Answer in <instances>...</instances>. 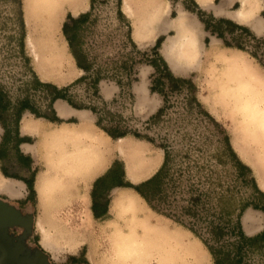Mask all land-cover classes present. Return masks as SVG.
<instances>
[{
  "label": "bare ground",
  "instance_id": "bare-ground-1",
  "mask_svg": "<svg viewBox=\"0 0 264 264\" xmlns=\"http://www.w3.org/2000/svg\"><path fill=\"white\" fill-rule=\"evenodd\" d=\"M195 1L203 7L211 2ZM261 2L240 0V9L232 14L238 21L251 22V29L257 34L264 30V19L255 18ZM84 8L85 0H25L26 44L33 61L45 76L52 77L59 74L62 68L71 67L72 61L61 37V19L65 10L76 16ZM122 9L132 20V36L140 45L153 42L159 33H174L166 37L160 50L172 73L189 70L203 72L202 60L209 56L213 58L212 64L205 69H210V107L233 112L236 125L232 131L233 145L244 157L248 156V148L251 149L253 145L254 157L249 156V161L264 192V77L261 73L247 62L241 50L221 49L216 40H212L205 51L198 22L182 9L178 10L176 18L169 19L170 8L164 0H122ZM68 106L64 101L57 102V109L63 116L73 111ZM71 125L42 131L43 136L38 144L39 148H45L47 171L39 173L35 181L42 211L36 223L42 247L53 253L59 247L53 243L48 227L70 225L73 232L76 230L73 227L75 217L58 215L61 207L68 204L74 184L80 182L84 185L77 203L79 208H85L89 185L109 166V136L94 131L89 112L79 111L78 123ZM21 129L35 136L41 126L37 120L24 119ZM115 143L125 176L134 184L151 176L161 163V154H151L142 142L122 137L116 139ZM49 170L53 173H49ZM0 190L17 197L20 196L22 183L0 175ZM109 213L114 221L109 238L111 264H210L206 250L193 236L158 218L134 190L125 188L117 191L111 199ZM86 219H89V214ZM242 222L246 234L262 228L260 215L251 211L246 212Z\"/></svg>",
  "mask_w": 264,
  "mask_h": 264
},
{
  "label": "rangeland",
  "instance_id": "rangeland-1",
  "mask_svg": "<svg viewBox=\"0 0 264 264\" xmlns=\"http://www.w3.org/2000/svg\"><path fill=\"white\" fill-rule=\"evenodd\" d=\"M164 1L167 2L170 8L168 15L169 19L176 18L178 10L184 9L181 5V2L185 4L186 8L188 9L183 11L188 15H191L192 18L198 22L199 28L203 33L201 36V42L204 45L205 51L209 49L210 42L212 40H216L218 46L221 49L226 48L224 47L222 40L219 41L220 39H218L215 35H212L209 31L204 30V24L200 20V18H202V20L208 21L209 14H212L213 11H216L214 8H222L223 3L221 0H211L209 6L201 8L196 7V5L191 0ZM24 4L25 0H21V4H16L13 2L2 3L0 1V85L4 87L5 91L10 93V97L12 98L17 96V90L19 88L25 87L27 84L31 83L35 76L41 82L51 83L57 87H63L67 84L69 85L84 74V72L81 73V70L77 68L75 60L71 55L69 46L62 33V27L64 23H68L70 25L69 15L71 16V14L69 10H65L61 19L60 32L63 42L65 43L68 56L71 58L72 65L70 68H62L59 74L53 75L52 77H47L44 75L43 70L33 61L26 44L27 32L24 25ZM21 5L22 7L20 8ZM239 9L240 6L233 12L228 13V17H232L231 15L236 13ZM198 10H201L203 13L201 17ZM118 11L119 9L117 0H94L92 8H90V0H85V8L81 10L76 16H72L76 18L80 14L89 13L86 21L82 24V27L78 31L77 38L79 48L84 54L86 62H88L91 66L88 73V79L74 83L69 88L68 94L73 102L78 105L95 108L101 117V124L105 127L118 126L121 129H126L132 133L135 132L139 134L141 136L140 139H135L131 135L125 137V139L146 144L151 154L161 153V150L156 147L159 143H161V141H167L177 145L187 141L200 143L202 141H207L209 142L210 146L216 145L220 138V134L218 133L219 131L212 127L208 119L198 115L193 104H191L190 107V102L188 99L191 92L188 91L186 87L172 91H169V89L166 90L168 105L164 113L158 122H148V118L153 115L163 103V99L158 93H151L149 90L151 78L156 74L154 68L151 66V62L157 61L152 48L154 47L157 39L163 38L164 41L168 35H173L174 33L172 31L159 33L153 42H147L143 45H140L133 39L132 20L123 12L122 0L121 12L126 18L124 16H119ZM258 13L256 19L261 18V15H258ZM213 16L217 19L220 18L215 15ZM238 23H245L251 28V22L249 21ZM263 32L264 31L258 34L255 32L254 33L258 36H263ZM11 35L14 37V39L9 40L7 37ZM130 37L132 40H130ZM239 37V41H250L249 37L245 34H242ZM206 38L207 41L205 42ZM131 41L136 44L135 47H133ZM21 43L23 44V47H20ZM242 54L246 57L247 62L256 68L264 77V69L261 68L255 62V60H253L245 52ZM212 61L213 58L211 56L202 60V65L204 68L203 72H200L199 70H189L178 74L173 73V75L176 77L190 79L195 84L197 88L196 95L198 100L201 102L203 109L207 110L208 113L216 121H218L219 124L222 125L229 135L233 150L237 156L251 169V172L244 173V181H242L243 183L239 182L236 184L235 182H232L234 169L230 167L229 164H227L224 169L225 172L222 170V183L224 185L234 187L232 189V194L234 195V199H236L237 202L248 200L254 201L255 205H257L260 209L254 210L252 207H249L248 211L260 215L262 223L261 229H264V198L255 196L256 185L259 189L260 187L258 185L255 172L252 169L249 161L250 157H254V152L252 150L253 145L251 149L250 147L248 148L249 154L247 157H244L241 153H239L232 142V131L236 127L232 117L233 112L228 110L222 111L219 108L210 107L211 100L209 97L211 96V92L208 88L210 85L208 83L210 74L208 71H210V69H205H207L209 65L212 64ZM156 63H158V61ZM95 76L100 77L98 84L99 93L97 95L93 93L94 88L90 84L92 77ZM33 90L37 92L38 88L31 87L30 92L32 95H34ZM35 99L39 103L41 102V100L38 99V94H35ZM205 100L208 102H205ZM93 118L94 121H96V116L94 114ZM93 118L92 123L94 131L103 134V131L94 124ZM61 126L67 125L62 124L59 127ZM53 128L54 130L57 129L55 127ZM0 133L2 134V131ZM145 137L152 139L154 141V145L145 140ZM36 140H38L39 144L41 138ZM108 140L111 143V150L108 153V159L110 162H116L118 160L122 162L121 157L116 154L115 151L116 139L110 138ZM34 158V167L36 168L38 174L44 172L47 169L45 163L47 158L45 148L38 147V151L35 153ZM121 162H116V167H118L120 170L122 169L123 164V162L122 164ZM217 169L220 170V167ZM14 172L19 176H29V173L21 172L18 169H15ZM48 172L51 174L53 173L50 170ZM252 177L255 179L256 185ZM121 181L125 183L123 178H121ZM139 183H135L134 185ZM74 185L75 186L69 198L68 204L61 207V211H59L58 215L66 218V216L69 214L75 217V226L73 227L76 230L73 232L70 225H64L60 228L53 226L48 227L49 232L52 234V241H54L53 243L59 247V250H57V253L55 252V254L53 252L51 253L49 250H45V252L50 257L52 264H73L74 261H72V258H78L81 257V255H83L82 257L88 261V264H111L112 247L109 241L111 239L109 238L112 235L114 221L112 220L110 213L107 220H95L92 217L89 210L90 199L88 197L90 185L87 190L88 204L85 208H79L77 203L79 200L77 198L82 196L84 185L80 182ZM204 187L206 188L207 185ZM117 191L120 190H115L112 192L111 199L114 197ZM1 196L2 194H0V197ZM1 198H3V196ZM21 201L22 202L19 203L20 205L16 204L19 209H22L23 212L26 213H32L35 216V220L41 218L42 211L39 208L38 198H36V196L34 200L32 199L27 203L26 201L23 202L24 200ZM14 202L17 203V201H13V203ZM142 202L147 206L143 199ZM71 208H74V210ZM69 212L74 213L70 214ZM152 212L158 218L169 222L172 227L176 226L181 228L193 236V238L198 241L206 250L210 264H213V259L210 253L207 251L203 243L190 231L173 223L170 219L159 215L154 211ZM87 214H89V219H86ZM86 221L88 222V225ZM242 227L244 230L243 222ZM38 231L36 228H34L32 236L27 242L29 246L37 247L38 242H41V235H39L40 232L38 233ZM198 231L199 233L207 236V233L204 231L203 227L198 228ZM233 241L234 237L228 235L224 236V238L220 241V243H217V245L222 243L223 245H227L228 249H231L232 247L228 244L233 243ZM212 244L215 245V243ZM259 245L260 244H258L257 247L251 251H246V254L243 258L245 263L264 264V250H261Z\"/></svg>",
  "mask_w": 264,
  "mask_h": 264
},
{
  "label": "trees",
  "instance_id": "trees-1",
  "mask_svg": "<svg viewBox=\"0 0 264 264\" xmlns=\"http://www.w3.org/2000/svg\"><path fill=\"white\" fill-rule=\"evenodd\" d=\"M0 1L2 3L13 2L21 4V0ZM93 1L90 0V8L93 6ZM191 1L198 7L193 0ZM117 3L118 14L122 17L124 15L121 12V0H117ZM183 8L185 10L188 9L184 3ZM198 12H200L201 17L203 13L201 10H198ZM262 14L264 15V12ZM88 16L89 13L80 14L76 18L69 15L70 25L64 23L62 27V33L69 46L71 55L75 60L77 68L84 72L83 75L63 87L41 82L35 76L31 83L17 90V96L14 98L10 97V93L5 91L4 87L0 85V124L5 128V134L0 145L1 160L7 161L13 155L14 147H12V142L15 141L16 126L20 114L28 110L35 117H53L52 104L57 99L66 101L75 109H87L91 111L96 116V126L112 139L128 137L129 135L135 139L141 138L139 134L121 129L118 126H103L101 124V117L95 108L75 104L68 94L69 88L74 83L84 81L89 77L88 73L91 66L86 62L85 56L79 48L77 38L78 31ZM200 20L204 24V30L209 31L212 35L222 40L224 47L245 52L264 69V35L258 36L246 26L238 25L226 18L217 19L212 14H209L208 21H204L202 18ZM242 34L247 35L250 41H239V36ZM7 38L9 40L14 39L12 35ZM130 40H132L131 37ZM162 41L163 38L157 39L152 48L158 63H156L157 61L151 62V66L154 68L156 74L151 78L149 90L151 93H158L162 97L163 103L148 118V122H158L164 113L168 105L166 90L172 91L186 87L191 92L188 99L190 107L193 104L198 115L208 119L212 127L219 131V141L213 146H210L207 141H202L201 143L187 141L180 145L161 141L156 147L163 152L162 162L150 178L138 185H132L129 182L123 183L121 178L123 177L124 169L123 166L121 170L116 167V161L114 162V168L110 169L106 174L108 183L111 186L134 189L152 211L190 231L203 243L210 253L213 264H247L243 261L246 251L255 249L258 244H260V249L264 250V229L254 236H247L241 226V217L249 207H252L254 210L260 208L255 205L254 201L237 202L232 194L234 187L222 183V170L225 172L224 169L229 164L234 169L232 182L238 184L239 182L243 183L244 173L251 172V169L233 150L226 130L207 110L203 109L196 95L197 88L195 84L190 79L174 76L170 71L159 52ZM206 41L207 38L205 39ZM131 42L133 47H135L136 44L133 41ZM20 47H23L22 43ZM99 81L100 77L98 76L92 77L90 81V84L94 88L93 93L96 95L99 93ZM31 87L38 88L37 92L33 90L34 95L30 92ZM35 94H38V99L41 100L40 103L35 99ZM56 121L60 122L58 119ZM144 139L154 145L152 139L146 137ZM218 167H220V170L217 169ZM2 172L5 176L9 177L6 171ZM12 177L26 183L29 191L27 199L32 200L34 198L33 175L30 178H22L17 175ZM253 180L255 182L254 178ZM205 185H207L206 188L204 187ZM255 196L264 198V193L257 185ZM92 211L97 218L98 213L106 212V210L101 208H92ZM200 227L204 228L207 236L199 233L198 228ZM228 235L234 237L233 243L228 244L232 247L231 249H228L227 245H223L222 243L217 245L224 236ZM212 243H215V245ZM82 256L78 258L73 257L72 261L87 264L86 259Z\"/></svg>",
  "mask_w": 264,
  "mask_h": 264
},
{
  "label": "crops",
  "instance_id": "crops-1",
  "mask_svg": "<svg viewBox=\"0 0 264 264\" xmlns=\"http://www.w3.org/2000/svg\"><path fill=\"white\" fill-rule=\"evenodd\" d=\"M221 1L223 3V7L217 9L216 11H213V13H212L213 15L218 16L220 18L223 17V18L229 19V20L233 21L234 23H236L238 25L246 26L253 32V30L249 27V25H246L245 23L244 24L243 23H238V22H241V21H238L232 15H231L232 17H228V13L233 12L234 10L238 9V7L240 6V0H221ZM210 3H209V5H210ZM261 4H262V6L260 7V9L258 11L259 13L258 12L257 13H258V15H261V18H264V15L262 14L264 12V0H262ZM181 5L183 7V2H181ZM197 5H198L199 8L203 7V6H200L199 4H197ZM204 7H206V6H204ZM183 10H185V9H183ZM214 10H215V8H214ZM216 12H218V13H216ZM71 16H73V15H71ZM256 17H257V14H256ZM219 41H221V40H219ZM160 50L161 49H159V52L161 53ZM82 72L83 71H81V73ZM67 85H65V86H67ZM59 100H61V99L55 100L53 102V104H52V109L54 111V116L53 117H35L28 110H25L24 112H22L20 114L19 118H18V123H17V126H16L15 141L12 142V147H14L13 155H11L7 161H4L3 159L2 160L0 159V175L4 176L6 178H9V179H14L16 181H20L22 183V190H20V196H17V197H12L9 194H7L5 191H1L0 190V194H2V196H3V198H1L2 196L0 197V202L3 203V204H6L9 207H12L14 210L18 211L23 217H26V218L27 217H31L32 218L31 233L25 239V246L27 247V253H31L33 255V254L37 253V251H41V253L46 255L47 261H48L49 264H52L51 261H50V257L45 252L46 249H44L42 247L40 241L38 242V246L37 247L29 246V244L27 243L29 241V239L31 238V236H32L34 228H36V230L38 231V229L36 227L37 219L35 220V216L32 213L30 214V213L23 212L22 209H19L16 206V204L20 205L19 203L22 202L21 200H24L23 202L26 201V203L31 201V200L27 199L29 191L27 189L26 183L23 182L22 180L18 179V178H13L12 176H16V174L14 172L15 169H18L21 172L29 173L28 177L17 175L18 177L30 178V176L33 175V190H34V198H33V200L35 199V196L37 198V194H36V191H35V181H36V177H37L38 172H37L36 168L34 167V164H35L34 156H35V153L38 151V149H37L38 140H36V139L42 138V136H43L42 131L46 132V131L54 130L53 127L58 129L59 126L62 125V124L70 126L71 123H74V124L77 123L78 112L79 111H82V110L88 111L89 114L93 118V113L91 111H89L87 109H75L72 106H70L64 100H61V101H64L67 105H69L71 110H73V111H71V113L66 114V116L61 115V113L57 109V102ZM24 119L37 120V122L41 126V130H39L35 134V136H34V134L23 132L22 129H21V125H22V122H23ZM56 119L60 120V122L56 121ZM93 122L95 124L94 118H93ZM57 129H55V130H57ZM1 131H2V134L0 133V145H1L2 139H3L4 134H5V128L0 124V132ZM97 134H100V133H97ZM104 134H106V133L103 132L102 135L105 136ZM107 138L110 139L111 137H107ZM24 146H26L27 148L24 147ZM32 146L34 147L33 150L30 149V147H32ZM161 153H162V155H161V162H162V157H163L162 150H161ZM114 162L115 161H111L110 162V160H109V166H108V169L106 170V172L104 174H102L100 177L96 178L90 184V191H89V195H88V197L90 199L89 210L91 212L92 217L95 220H101V219L102 220H107L108 215H109V207H110V203H111V194H112L113 191L121 190V189H125V188H130V187H118V186L109 185L108 177H106L107 176L106 174H107V172L110 169L112 170V168H114L113 167L114 166ZM117 162H121V161L118 160ZM122 166H123V164H122ZM123 169H124V167H123ZM2 171H6L7 175H9V177L5 176ZM151 176H149L148 178H150ZM122 178H123L124 182H129L132 185H134V183L130 182L126 178L125 173L123 174ZM148 178H146V179H148ZM146 179H144V180H146ZM130 189H132V188H130ZM134 192H136V191L134 190ZM13 201H17V203H15V202L13 203ZM24 204H22V205H24ZM92 208H96V209H100L101 208V209L106 210V212L105 213H102V212L98 213V218H97V217L94 216ZM247 211H248V209L244 211V213H243L241 218H243V216L246 214ZM241 226H242V219H241ZM242 229H243V227H242ZM262 230L263 229H260L259 231L255 232V233H253L251 235H247L245 232L244 233L247 236H254V235L260 233ZM24 231H25V229L22 226H9L7 228V233H8V235H10L12 237V241L13 242H16V241H14V238L16 239V238H19L20 236H22ZM38 233H39V231H38ZM39 235H40V233H39ZM73 264H85V263H83V262H73ZM87 264H88V261H87Z\"/></svg>",
  "mask_w": 264,
  "mask_h": 264
},
{
  "label": "water",
  "instance_id": "water-1",
  "mask_svg": "<svg viewBox=\"0 0 264 264\" xmlns=\"http://www.w3.org/2000/svg\"><path fill=\"white\" fill-rule=\"evenodd\" d=\"M9 226H22L25 231L19 238L8 235ZM32 218L23 217L12 207L0 202V264H49L45 254L27 253L25 239L31 233Z\"/></svg>",
  "mask_w": 264,
  "mask_h": 264
}]
</instances>
